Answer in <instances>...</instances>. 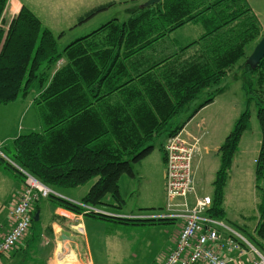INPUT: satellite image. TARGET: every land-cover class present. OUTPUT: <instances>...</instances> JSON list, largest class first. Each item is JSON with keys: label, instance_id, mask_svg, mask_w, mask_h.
<instances>
[{"label": "trees", "instance_id": "obj_1", "mask_svg": "<svg viewBox=\"0 0 264 264\" xmlns=\"http://www.w3.org/2000/svg\"><path fill=\"white\" fill-rule=\"evenodd\" d=\"M7 1L0 0V19ZM115 5L116 2L98 5L80 17L79 23ZM191 22L202 24L205 33L169 51L164 45L168 36ZM260 34V21L247 0H162L149 7L140 5L127 19L114 18L60 50L62 34L56 36L23 5L8 30L0 29V104L39 90L34 104L43 127L18 135L11 146H7L8 142L4 145L11 155L4 154L16 166L6 158L0 157V162L14 176L23 179L22 168L59 192L94 181L81 203L122 209L126 202L120 191L121 176H133L132 163L147 157L159 138L166 142L222 94L224 77L243 57L247 75H255L264 94V58L252 68L246 52L247 45ZM58 62L61 65L57 68ZM253 84L249 78L242 84L249 103ZM204 95L207 96L194 107L187 121L172 124ZM250 119L248 108L236 119L218 149L220 166L213 181L209 211L215 218L226 219L225 187ZM257 119L261 143L255 181L261 218L256 231L264 239L263 100L258 104ZM49 199L56 206L83 212L80 205L68 199L54 195ZM85 215L132 224L172 221L96 212ZM34 221L33 216L31 228ZM251 238L263 247L255 237ZM32 259L26 257L21 264H29Z\"/></svg>", "mask_w": 264, "mask_h": 264}, {"label": "rangeland", "instance_id": "obj_2", "mask_svg": "<svg viewBox=\"0 0 264 264\" xmlns=\"http://www.w3.org/2000/svg\"><path fill=\"white\" fill-rule=\"evenodd\" d=\"M30 10H33L43 19V25L52 27L54 34L60 32L61 28L67 30L66 37L59 40V48L62 50L76 37H83L101 27L104 23L118 18L123 21L140 5L148 0H117L116 7L103 11L91 18L76 29L68 31L72 23H77L75 18L77 13L84 15L90 11V5L102 0H88V8L83 1L81 10H54L64 7V0H21ZM97 1V2H96ZM257 11L260 12L261 34L259 38L246 47L247 55H250L255 45L264 35V0H253ZM73 8H75L73 6ZM90 8V9H89ZM89 9V10H86ZM76 21V22H73ZM51 29V28H50ZM52 30V29H51ZM53 31V30H52ZM204 30L200 25L189 24L172 33L167 43L183 46L197 40ZM245 57H243L224 77L222 85L225 91L218 95L213 102L200 109L181 130L184 134L191 133L192 136L200 137L199 150L194 158V177L197 192L199 195H213V181L216 169L220 166V158L216 149L223 143L229 134L239 115L249 108L251 119L249 128L244 132L238 151L234 156V164L230 169L229 178L225 187L223 207L226 211V219L244 235H246L255 245L261 247L253 241L251 236L262 243L264 249V239H262L256 229L261 218L259 211L260 197L256 188L255 162L259 154L261 130L257 119L258 104L263 100L264 94L256 83L253 74L247 75L244 68ZM254 81L251 87L250 96L253 98L248 102V96L243 89L245 79ZM33 94V93H32ZM207 95L193 103L185 112L177 116L172 122L183 123L188 120L196 107ZM30 97H28L29 99ZM6 104H0V137H9L14 129L21 131L23 125L28 121L35 123L38 119V126L34 130L40 131L43 127L39 121V109L33 105L31 110H25L18 117L11 112ZM249 106V107H248ZM200 112V113H199ZM36 115V118H35ZM18 117V118H17ZM175 122V123H174ZM31 130H23V134ZM12 138H8L7 146H11ZM164 138L161 137L155 143L152 152L140 162L132 163L134 175L127 173L121 176L119 185L122 198L126 202L125 207L116 209L109 206L100 205L99 208L108 212L105 215L114 217H124L115 214L116 212H153L159 211L163 203L162 193L164 191L163 172L165 168ZM219 149V148H218ZM4 152L11 154L4 144H0V157L6 158L10 164L16 163L9 159ZM218 154V155H217ZM0 166L14 175L5 163L0 162ZM19 178V176H15ZM24 179V178H23ZM24 182V181H23ZM92 182L86 186L91 185ZM6 195L0 193V196ZM162 197V198H161ZM153 203V204H148ZM145 205H155L154 210L145 209ZM111 211V212H110ZM115 212V213H114ZM104 214V213H103ZM4 214L0 216V219ZM43 218V216H42ZM103 224L89 225L88 235L93 257L96 264H159L165 254L171 249L173 241L179 231L178 221L171 222H144V223H119L116 221L100 220ZM42 220L34 221L30 228L28 241H22L20 247H28L38 253L39 241L42 230ZM259 243V244H260ZM23 245V246H22ZM38 259V258H37ZM44 257H40L36 264H44ZM54 264V263H52ZM55 264H60L57 260Z\"/></svg>", "mask_w": 264, "mask_h": 264}, {"label": "built area", "instance_id": "obj_3", "mask_svg": "<svg viewBox=\"0 0 264 264\" xmlns=\"http://www.w3.org/2000/svg\"><path fill=\"white\" fill-rule=\"evenodd\" d=\"M200 137L180 131L170 136L165 151V205L159 211L140 213L130 217L178 221L179 233L174 246L165 254L161 264H264V249L255 245L229 220L210 215L211 195H199L194 177V158L199 150ZM24 183L18 198L9 208V230L0 239V264L20 247L28 236L35 214V203L51 195L64 196L31 173L20 168ZM66 199V198H65ZM89 212L104 213L99 207L77 203ZM83 234L81 222L76 225ZM46 243L49 238L44 232ZM72 248H63L59 259L68 264H80Z\"/></svg>", "mask_w": 264, "mask_h": 264}, {"label": "crops", "instance_id": "obj_4", "mask_svg": "<svg viewBox=\"0 0 264 264\" xmlns=\"http://www.w3.org/2000/svg\"><path fill=\"white\" fill-rule=\"evenodd\" d=\"M81 1H83V4H85L88 8V4L86 3V2H88V0H64V7H59V8L54 9V10H73V9L74 10H81L82 9L81 6L83 5L81 3ZM247 1L251 6L252 12L257 16L258 20L260 21V18H259L260 12L257 11L258 9L256 7V4L253 2V0H247ZM108 2H119V1H117V0H102V1H99L97 3H92L90 5V8L93 9L94 7H96L98 5L108 3ZM23 5H25V4L21 0H8L7 1V6L5 8V11L3 13L2 18L0 19V29L3 28L6 31L8 30V27H9L11 20L19 13V11ZM73 6L75 8H73ZM116 6L117 5H115L113 7H116ZM113 7H111V8H113ZM111 8H109V9H111ZM89 9H86V10H89ZM135 9H132V10H135ZM31 11L33 13H35L33 10H31ZM35 15L41 20L42 23L44 22L43 19H41V17L39 15H37L36 13H35ZM82 16H83L82 13H80V12L77 13V17L75 18V20L77 21V19H78V22L72 23L73 25H71L69 27L68 31H72L71 29H76L77 26H81L82 24H84V23H82V24L79 23V19ZM76 21H73V22H76ZM189 24L200 25L202 27V29L204 30L202 35L205 33V28L202 24L191 22V23H188L186 25H189ZM186 25H184V26H186ZM184 26H182V27H184ZM182 27H180V28H182ZM50 28L53 30L52 32L55 33L54 29L52 27H50ZM179 29H177V30H179ZM59 30H61V31L56 33V34H59L58 36H60L62 34L61 35L62 37L59 38V40H60L64 36L66 37L67 30H64L63 28H61ZM177 30L173 31L172 33L176 32ZM171 34L168 36V38L171 36ZM76 38L78 39L80 37H76ZM168 38L166 39V42L164 43V45L167 48H169V51H175L178 47H180L179 45H177V43H175V44L167 43ZM74 40H76V39H73V41ZM73 41H71V42H73ZM183 46H185V45H183ZM62 64H63V61H62ZM60 65H61V63L58 62L57 68ZM39 92H40L39 90H33L31 92V94H29V96L22 97V98L14 101L12 103L6 104L8 106H5V107H8L9 109H11L12 113L16 112V115L19 117L20 114L22 115L23 112H25V110H31L33 108V105H35L34 104V97H36ZM28 97H30V98L28 99ZM35 118H36V115H35ZM37 126H38V119L37 118L35 119V123L28 121V124L23 125L21 131L14 129L13 133L8 135L9 137H2L1 136L0 137V143H3L5 145L8 142V138L13 139V138L17 137L18 135L23 134L22 132L24 129L33 131L35 129V127H37ZM260 143H261V139H260ZM218 148L215 150L216 153L218 151ZM259 151H260V148H259ZM164 161H165V159H164ZM256 161H257V159H256ZM233 164H234V161H233ZM255 165H256V162H255ZM217 170L218 169H216V171ZM164 172H165V168H164ZM164 172H163V177H164V181H165ZM254 180H255V178H254ZM22 181H23L22 177L16 178L14 175L10 174L9 172H7L4 168H2L0 166V193L6 194L2 197L0 196V216L4 214V217L0 219V239L9 230L8 211H9V208L14 204L15 200L18 198L19 192L23 186ZM89 183H87V184H89ZM93 183H94V181H93ZM93 183H91V185ZM87 184L76 187V188H67L63 192H60V193L64 196V198L68 199L69 201H71L73 203H81L82 198L86 195V193L88 192V190L91 187V185L86 186ZM163 188H164V191L162 193L163 203L158 204L160 206H162L164 204V201H165V182H164ZM108 200H110V198H108ZM148 204H153V203H148ZM124 207H125V205H124ZM34 208H35V210L37 208L39 211V214H40L39 220H42V224H41L42 230H43L44 234H46L48 236L49 243L48 244L46 243L45 238H43L42 234H41L37 254L34 252L35 250L30 248V245H28L27 248H26V246L25 247H18L15 251H13L12 253H10L8 256H6L4 258L3 264H21V263H23V260L26 257H29V258L31 257V259L33 258L31 263H29V264H36V262L38 261V259L40 257H44V259H45L44 264H52V263L55 264L57 262V260L60 264H68V262L63 261L62 258L59 259V253L63 248H72L76 252V254L79 256L78 258H79V261L81 262L80 264H96L95 259L93 257V252L91 249L92 247H91V244L89 242L88 226L89 225L90 226L91 225H99V224L101 225V224H103V222L100 221L102 219H99L97 217H93L90 215H83L82 216V215L75 213L73 211H70V210H67L65 208L56 206L54 201L50 200L49 198L38 200L35 203ZM113 208H116V207H113ZM142 208H155V205H145V207H142ZM116 209H119V208H116ZM140 213H146V212H116L115 214L120 215V216H124V217H129V216H133V215H138ZM42 216H43V218H42ZM80 222H81L82 226L84 227V233L83 234H81L75 226L77 223H80ZM178 233H179V231L177 232V235H178ZM29 236H30V232L24 241H28ZM175 241L176 240L173 241L172 247L174 246ZM162 261H163V259L161 260V262L159 264H161Z\"/></svg>", "mask_w": 264, "mask_h": 264}, {"label": "water", "instance_id": "obj_5", "mask_svg": "<svg viewBox=\"0 0 264 264\" xmlns=\"http://www.w3.org/2000/svg\"><path fill=\"white\" fill-rule=\"evenodd\" d=\"M162 0H148L146 1L143 6L149 7L155 4L160 3ZM264 58V35L261 37V39L258 41V43L255 45L253 51L248 56L247 63L252 67L256 68L260 61ZM40 214L39 211L36 212L34 215V220L39 221Z\"/></svg>", "mask_w": 264, "mask_h": 264}, {"label": "bare ground", "instance_id": "obj_6", "mask_svg": "<svg viewBox=\"0 0 264 264\" xmlns=\"http://www.w3.org/2000/svg\"><path fill=\"white\" fill-rule=\"evenodd\" d=\"M36 214V213H35Z\"/></svg>", "mask_w": 264, "mask_h": 264}]
</instances>
